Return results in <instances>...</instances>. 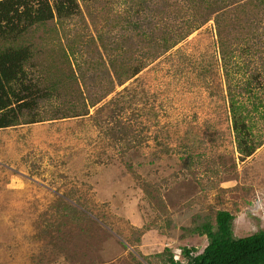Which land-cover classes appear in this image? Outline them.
Returning a JSON list of instances; mask_svg holds the SVG:
<instances>
[{"label":"rangeland","instance_id":"obj_1","mask_svg":"<svg viewBox=\"0 0 264 264\" xmlns=\"http://www.w3.org/2000/svg\"><path fill=\"white\" fill-rule=\"evenodd\" d=\"M69 2L0 5V97L20 62L48 88L38 121L0 128V264L184 262L209 242L184 227L220 209L236 237L263 229L264 2Z\"/></svg>","mask_w":264,"mask_h":264},{"label":"trees","instance_id":"obj_2","mask_svg":"<svg viewBox=\"0 0 264 264\" xmlns=\"http://www.w3.org/2000/svg\"><path fill=\"white\" fill-rule=\"evenodd\" d=\"M260 1L264 2V0ZM29 2L30 0H4L0 2V5H5L10 9L20 5H28ZM72 7L69 0H55L53 10L57 16L64 18L68 15V9ZM167 43L168 40L165 39V44H162V47H169ZM158 45V43H155L156 47ZM22 66L23 62H20L19 67L22 73H17L15 77L6 82L7 90L4 92V96L0 97V128L17 125L22 119L27 120L28 117L26 116L30 113L33 117L29 119V122L38 121L40 119L39 114L38 112L35 114L33 111L39 106L42 99L48 97L46 92L48 88L30 79L22 71ZM139 71L140 67L136 66L133 73L137 74ZM236 101V98H231L233 125L237 132L239 149L243 154L249 156L255 150L257 144L248 138V135H251V130L243 122L244 116L242 115L246 106ZM128 103L126 106L121 105L117 108L121 110L118 112L119 114L126 111L129 106L135 105L136 101L131 97ZM117 123L120 125L123 137L131 133L130 129L132 128L129 125L121 120H118ZM132 125L134 127V123ZM119 135L122 137L121 134ZM128 142L129 148L130 146H139L133 140L129 139ZM62 201L64 200L62 199ZM62 203L65 209H73L70 202L64 201ZM234 219V214L225 209L216 212L215 220L210 215H194L193 224L184 227V230L191 234L206 235L209 242L205 249L199 254L192 255L191 249L184 248L182 253L186 261L183 262L175 258V248L166 247L162 252L156 254L161 263L157 262L155 264H264V228L246 236L236 237L234 235ZM146 257V259L149 258ZM148 262L152 263L149 260ZM141 264L143 263L141 262Z\"/></svg>","mask_w":264,"mask_h":264}]
</instances>
